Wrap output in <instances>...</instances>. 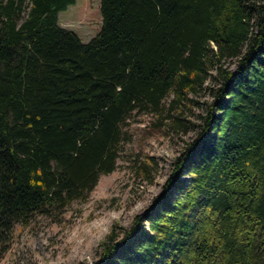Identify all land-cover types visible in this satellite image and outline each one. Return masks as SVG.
Returning <instances> with one entry per match:
<instances>
[{"label":"trees","instance_id":"16d2710c","mask_svg":"<svg viewBox=\"0 0 264 264\" xmlns=\"http://www.w3.org/2000/svg\"><path fill=\"white\" fill-rule=\"evenodd\" d=\"M98 1L83 42L58 21L75 0H0V257L16 223L86 200L148 113L193 137L90 264H264V0Z\"/></svg>","mask_w":264,"mask_h":264},{"label":"rangeland","instance_id":"374dc122","mask_svg":"<svg viewBox=\"0 0 264 264\" xmlns=\"http://www.w3.org/2000/svg\"><path fill=\"white\" fill-rule=\"evenodd\" d=\"M58 21L87 42L101 25L99 1L75 0L58 13ZM194 98L201 104L208 99L204 93ZM203 111L204 105L191 108L187 122L197 124ZM123 129L126 139L116 168L99 177L86 200L71 202L57 215H37L26 225L16 223L0 264H90L113 226H130L134 216L152 204L174 158L194 132L168 129L148 113L132 115ZM147 161L148 169L139 167Z\"/></svg>","mask_w":264,"mask_h":264}]
</instances>
